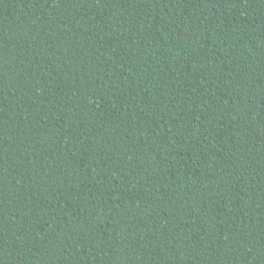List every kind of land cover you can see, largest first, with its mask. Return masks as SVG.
<instances>
[{
	"label": "trees",
	"instance_id": "16d2710c",
	"mask_svg": "<svg viewBox=\"0 0 264 264\" xmlns=\"http://www.w3.org/2000/svg\"><path fill=\"white\" fill-rule=\"evenodd\" d=\"M0 264H264V0H0Z\"/></svg>",
	"mask_w": 264,
	"mask_h": 264
}]
</instances>
